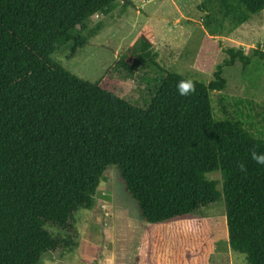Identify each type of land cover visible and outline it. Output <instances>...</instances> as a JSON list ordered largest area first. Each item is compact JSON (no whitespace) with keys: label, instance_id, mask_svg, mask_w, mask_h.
<instances>
[{"label":"trees","instance_id":"trees-1","mask_svg":"<svg viewBox=\"0 0 264 264\" xmlns=\"http://www.w3.org/2000/svg\"><path fill=\"white\" fill-rule=\"evenodd\" d=\"M116 1L0 0V264H42L69 246L61 233L80 209L94 207L108 167L117 169L148 226L223 198L231 249L248 264H264V165L251 156L264 153V132L252 131L243 113L231 115L223 98L224 117H215L211 103V92L226 87L224 67H245L264 50L226 48L214 78L192 79L195 92L181 96L177 85L190 78L160 65L145 25L114 64L130 75L161 73L142 108L52 58L65 43L74 42L73 53L82 47L91 17L110 13ZM198 7L208 33L222 35L264 10V0H202ZM213 172L221 173L222 190L208 177ZM157 238L145 231L135 264H153ZM208 259L198 252L197 264Z\"/></svg>","mask_w":264,"mask_h":264},{"label":"rangeland","instance_id":"rangeland-1","mask_svg":"<svg viewBox=\"0 0 264 264\" xmlns=\"http://www.w3.org/2000/svg\"><path fill=\"white\" fill-rule=\"evenodd\" d=\"M201 1L117 0L110 13L91 17L82 32L88 39L82 47L73 53L74 42L65 43L52 58L80 78L101 80L105 89L145 108L161 73L142 68L130 75L114 66L145 25L152 27L157 61L163 68L205 83L214 78L217 66L227 57L226 48H244L249 55L256 48L264 50V10L232 32L210 35L203 26ZM223 76L226 87L211 92L215 117H224L223 98L231 115L243 113L252 131L264 132V58L252 55L245 67L236 61L224 67ZM208 177L222 190L220 172ZM95 198L92 209L75 214L69 233H61L70 237V245L46 254L42 264H135L146 230L158 236L150 252L153 264H197L198 252L207 254L208 264H248L245 255L230 247L223 198L183 218L148 226L114 167L103 173ZM47 228L60 234L54 227Z\"/></svg>","mask_w":264,"mask_h":264},{"label":"clouds","instance_id":"clouds-1","mask_svg":"<svg viewBox=\"0 0 264 264\" xmlns=\"http://www.w3.org/2000/svg\"><path fill=\"white\" fill-rule=\"evenodd\" d=\"M195 81L192 79L181 80L177 85L178 93L181 96H189L195 92ZM252 159L259 165H264V153H257L255 151L251 154ZM241 171H245L246 167L243 163L239 164Z\"/></svg>","mask_w":264,"mask_h":264}]
</instances>
